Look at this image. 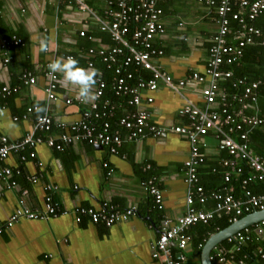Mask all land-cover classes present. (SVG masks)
Segmentation results:
<instances>
[{
  "label": "crops",
  "instance_id": "crops-1",
  "mask_svg": "<svg viewBox=\"0 0 264 264\" xmlns=\"http://www.w3.org/2000/svg\"><path fill=\"white\" fill-rule=\"evenodd\" d=\"M84 1L92 12L103 15L106 0ZM159 5L165 32L153 41L163 50L162 56L154 61L174 79L184 78L192 70L204 72L211 38L216 32L215 9L198 0H161ZM81 30L85 31L83 36L79 34ZM14 36L21 38L22 44L8 49L7 62L0 46V87L18 88L9 94L0 93V134L6 135L8 140H18L32 131L36 116L43 113L67 122L80 118L91 99L77 103L74 98L78 86L57 72L60 80L56 88L58 99L48 101L44 91L47 84L45 70L47 62L73 56L75 52L85 62L84 55L89 47L111 43L92 14L61 0H0V45L3 38ZM40 40L49 42L47 51L40 50ZM87 41L89 45H86ZM78 62L83 67L80 60ZM94 69L97 80L102 76L101 71ZM25 72L35 76L34 83L23 82L21 74ZM112 75L106 78L111 80ZM225 81L221 82L222 87H225ZM201 85L187 86L182 90L183 96H179L160 84L152 93L153 101L143 102L141 106L150 111L152 122L160 125L183 123L185 120L178 116L177 109L184 99L203 106L199 92ZM111 87L110 81L107 88L111 90ZM142 95L146 96V92ZM120 97L113 103L114 115L134 109L127 103L128 96ZM66 98L73 101L67 104ZM34 104L41 110L28 111L27 108ZM57 133L59 130L54 129L52 133L41 135L46 139ZM204 142L206 162L200 169L201 182L205 170L217 165L223 155L212 135H206ZM188 147L186 138L167 132L124 140L117 153L82 141L61 150L43 141L23 151L33 150L36 154L34 158L28 156L26 161L20 160L18 152H11L0 162V168H19L21 173L15 175V187L0 181V264H162L160 259L152 256V245L162 219L175 218L185 210L186 190L181 167ZM104 162L112 168L110 176L106 174ZM29 174L37 175L38 181H28ZM144 178L155 179L162 190V208L156 207L153 196L141 187L140 181ZM219 179L220 182L209 190L204 186L205 190L219 187L223 183L221 176ZM46 184L55 186L51 191L52 198L62 207L81 204L100 208L106 202L121 212L129 207H134V211L110 226L88 220L77 223L72 214L48 219L22 217L8 226L6 220L13 214L23 191L30 208L41 210L44 207ZM230 184L236 191L235 176ZM236 196L240 197L241 193ZM212 205L209 201L205 207ZM199 248L200 245L191 242L183 252L185 260L182 264H202Z\"/></svg>",
  "mask_w": 264,
  "mask_h": 264
},
{
  "label": "built area",
  "instance_id": "built-area-1",
  "mask_svg": "<svg viewBox=\"0 0 264 264\" xmlns=\"http://www.w3.org/2000/svg\"><path fill=\"white\" fill-rule=\"evenodd\" d=\"M61 1L73 3L79 9L89 11L100 30L107 33L111 43L89 47L84 55L86 59L84 68H94L91 58L100 57L108 68H112L113 94L128 96L127 103L134 106V109L120 116L116 127H112L109 118L114 105L109 99L99 101L103 98L106 81L97 77L93 91L95 99H91L89 106L82 110L80 118L67 122L55 119L49 113H43L36 116L32 131L18 140L11 141L6 135L0 134V162L13 151L19 153L21 161H26L28 156L34 158L35 151L31 150L29 153L23 151L43 141L58 150L82 141L104 146L108 152L117 153L124 140H138L167 132L180 134L186 138L189 146L187 157L181 167L186 190L185 210L175 218L164 217L158 226V235L152 245V256L160 259L162 264H182L185 260L183 252L187 251L192 242L191 229L196 224H208L214 215L220 212L229 214L228 221L231 224L255 210L264 209V190L255 193L250 187L255 181L264 180V158L253 149L248 139L249 129L264 124V111L252 113L246 111L249 107L255 106V90L264 81V77L251 81L244 77H233L232 70L228 67L241 59L246 46L253 44L264 46L263 32L253 24V20L264 12V0H198L215 9L216 32L211 38L204 72L192 70L186 77L178 79H174L154 61L163 54V50L153 44L155 37L165 32L160 19L161 0H106L103 15L92 12L84 0ZM79 34L83 36L85 31L81 30ZM21 42L22 40L16 36L1 40L0 46L5 54V62L9 60L8 49ZM68 56L73 57L72 55L65 57ZM49 63L46 64L47 84L44 91L48 101H55L58 99L56 88L60 80L57 73L49 71L47 67ZM130 66L148 71V78L139 76L135 80L133 71L127 69ZM21 78L28 84L36 80L34 75L27 72L21 74ZM227 79H232L233 91L228 92L221 86V82ZM160 84L169 87L179 96H183L182 90L187 86L202 84L199 92L204 105L198 106L184 99L177 113L185 122L169 125L152 122L150 111L141 104L153 101L152 93ZM17 90L16 86L0 87L2 94ZM142 92H146V96H143ZM74 100L82 103L78 95ZM72 101L71 98L65 99L67 104ZM98 103H101L100 106ZM37 108L34 104L27 109L31 111ZM54 129H58L59 133L46 139L42 138L41 133H52ZM208 134L217 140V148L223 154L219 157L218 164L211 168L212 172L221 173L223 183L210 191H206L201 182L200 170L206 162L203 147L204 137ZM103 165L107 168L106 174L110 176L112 168L107 162ZM20 173L19 168L1 167L0 181L6 182L8 187H15L17 185L15 175ZM233 176L238 179L240 177V197L234 194V188L230 184ZM26 178L32 183L38 181L37 175L29 174ZM140 185L153 196L156 207L162 208V190L155 179L144 178ZM54 188L55 186L51 184L44 185L46 193L44 207L41 210H34L26 204V192L23 191L13 214L6 220L7 225L11 227L22 217L48 219L72 214L77 223L88 220L110 226L125 219L134 211V207H129L121 212L106 202L100 208L81 204H74L70 208L62 207L52 198L51 191ZM209 201L213 205L207 208L205 204ZM207 239H204L205 242ZM253 239L264 241V219L226 237L224 241L228 247L221 242L216 244L209 258L213 264H254L245 261V254L237 255L243 246ZM254 256L264 260V249L258 248Z\"/></svg>",
  "mask_w": 264,
  "mask_h": 264
},
{
  "label": "trees",
  "instance_id": "trees-1",
  "mask_svg": "<svg viewBox=\"0 0 264 264\" xmlns=\"http://www.w3.org/2000/svg\"><path fill=\"white\" fill-rule=\"evenodd\" d=\"M253 24L259 27L262 30L263 35H264V12L261 15H259L255 20H253ZM86 45H89L88 41ZM73 57L77 59V61L80 60V64L83 65V67L86 65L84 62V59L82 60L78 58V55L76 52L74 53ZM91 60L93 62V66L98 68L101 71V75H102L101 78L107 82L106 87H105L106 89L103 94V98H101V100L99 101L101 102L102 99L103 100L109 99L110 102L113 104L116 101V99H120L121 97L114 95L113 91L107 88L109 87L111 80L110 78L107 79L106 77L111 76V74L113 73L112 68L111 67L108 68L106 63H104L101 60V58L98 56L92 57ZM228 67L232 70L233 77H244L248 81L261 79L262 77H264V46L260 44H253V45L246 46L244 48L243 56L241 57V59H239L237 62L233 63L232 65ZM127 69L130 71H133L135 80L137 77L142 76V75L143 77H146V78H148L149 76V72L142 70L141 68L135 69L133 66H130ZM231 81L232 79H227L225 81L226 83L225 88L227 91L234 90L231 87ZM255 93H256V101L254 103L255 106L249 107L248 110H246L248 113H252L254 111H264V81L260 84L257 90H255ZM100 104L101 103H98L99 106ZM120 116H122L121 112L114 115V110H113V113L109 118V121L112 127H116L117 119ZM248 139L253 149L258 154H260L262 158H264V124L255 126L254 128L249 129ZM205 172L207 174L206 173L202 174V183L205 186L206 190H209L211 187L216 186L220 182L219 177L221 176V173L212 172L211 168H207ZM237 183H238V187L236 186V191H234V194L240 195L241 193L240 177L239 179L237 178ZM250 187L253 192L259 193L264 190V180L255 181L254 183L250 184ZM228 216L229 214L220 212L218 214H215L208 224L199 223V224H196L192 228L191 232L193 236L192 237L193 244L195 246L201 244L200 248L198 249L199 254L201 252V248L203 244L205 243L204 239H207L209 237L210 232L223 229L230 224L228 221ZM225 243L226 241L221 242L222 245H226L228 247V245ZM260 247L264 249V241L253 239L247 242L243 246L242 250L237 253V255L242 256L243 254H245L246 255L245 261L247 263L264 264V260L260 259L257 256H254V252Z\"/></svg>",
  "mask_w": 264,
  "mask_h": 264
},
{
  "label": "clouds",
  "instance_id": "clouds-1",
  "mask_svg": "<svg viewBox=\"0 0 264 264\" xmlns=\"http://www.w3.org/2000/svg\"><path fill=\"white\" fill-rule=\"evenodd\" d=\"M49 42L46 40L39 41L41 51H47ZM49 71L53 74L59 72L62 76L78 86L77 95L81 102H88L90 99H95L93 87L96 83L97 71L94 68H84L79 65V62L74 57H57L47 65ZM38 111L41 109H37Z\"/></svg>",
  "mask_w": 264,
  "mask_h": 264
},
{
  "label": "water",
  "instance_id": "water-1",
  "mask_svg": "<svg viewBox=\"0 0 264 264\" xmlns=\"http://www.w3.org/2000/svg\"><path fill=\"white\" fill-rule=\"evenodd\" d=\"M261 219H264V209L255 210L241 218L237 221L229 224L225 228L216 231L208 237L201 251V260L202 264H213L209 258V254L212 248L222 242L226 237L233 234L234 232L242 229L243 227L250 225L254 222H257Z\"/></svg>",
  "mask_w": 264,
  "mask_h": 264
}]
</instances>
